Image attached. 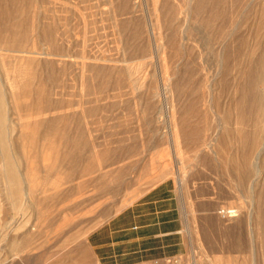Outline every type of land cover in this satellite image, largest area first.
Instances as JSON below:
<instances>
[{
    "label": "rangeland",
    "instance_id": "374dc122",
    "mask_svg": "<svg viewBox=\"0 0 264 264\" xmlns=\"http://www.w3.org/2000/svg\"><path fill=\"white\" fill-rule=\"evenodd\" d=\"M0 115V264H101L89 233L160 182L155 264H264V0H0Z\"/></svg>",
    "mask_w": 264,
    "mask_h": 264
},
{
    "label": "crops",
    "instance_id": "0c3cea01",
    "mask_svg": "<svg viewBox=\"0 0 264 264\" xmlns=\"http://www.w3.org/2000/svg\"><path fill=\"white\" fill-rule=\"evenodd\" d=\"M181 227L171 188L160 182L93 229L89 243L101 264H155L173 257Z\"/></svg>",
    "mask_w": 264,
    "mask_h": 264
},
{
    "label": "bare ground",
    "instance_id": "6f19581e",
    "mask_svg": "<svg viewBox=\"0 0 264 264\" xmlns=\"http://www.w3.org/2000/svg\"><path fill=\"white\" fill-rule=\"evenodd\" d=\"M157 3V2H156ZM16 50V49H15ZM46 53V52H45ZM49 56V55H48ZM59 56V55H58ZM42 58V57H41ZM47 63V62H46ZM68 63V62H67ZM248 64V63H247ZM221 65V64H220ZM41 66V65H40ZM81 68V67H80ZM45 71V70H44ZM256 71V70H255ZM24 89H26L27 90V88L25 87ZM28 91V90H27ZM24 94L25 95H29V93H27L26 91L24 92ZM38 97V96H37ZM69 97V96H68ZM68 99V98H67ZM43 103V102H42ZM56 104V103H55ZM61 105V104H60ZM75 105V104H74ZM257 105V104H256ZM49 106V105H48ZM53 106V105H52ZM55 106V105H54ZM54 106H53V109H54ZM66 107V106H65ZM59 108H60V106H59ZM81 108V107H80ZM55 109H57V108H55ZM47 111V110H46ZM59 110H57V112H58ZM234 111V110H233ZM44 112V111H43ZM48 112V111H47ZM53 112H56V111H53ZM235 112V111H234ZM1 116V115H0ZM3 116V115H2ZM48 119V118H47ZM42 120V119H41ZM3 121H4V119H3ZM2 120H0V128H1V126H2V122H3ZM44 123H45V127H51V126H53V125H55V123H53V119H49V120H45L44 121ZM64 124V123H63ZM23 126H32V127H36V125H37V122H34V123H32V124H26V123H24V124H22ZM66 125V124H65ZM4 126H5V124H4ZM243 126V125H242ZM38 127V126H37ZM2 128H3V126H2ZM26 128V127H25ZM29 128H31V127H29ZM53 128V127H52ZM60 129V131L57 133V135H58V137H59V140H64V139H66V137H67V134L65 133V128H61V127H59ZM3 130V129H2ZM77 130H75V132H76ZM74 133V132H73ZM76 134V133H75ZM73 135V134H72ZM75 136V135H74ZM65 143V142H64ZM240 144V143H239ZM264 144V143H263ZM69 146V145H68ZM46 148H47V154H49L50 152H54V154H55V157L58 159H61V160H64V159H66L67 157H70V156H72V154H73V151L71 150L70 151V148H69V150L68 149H66L65 148V146H64V144L63 145H61L60 146V143L57 145V146H53V144H48V145H46L45 146ZM75 150V149H74ZM259 154V153H258ZM46 156V155H45ZM46 157H48V156H46ZM255 157V156H254ZM45 158V157H44ZM6 159V158H5ZM4 165H6V164H4ZM73 166V165H72ZM258 166V165H257ZM5 167V166H4ZM258 171V170H257ZM20 172V171H19ZM4 173H5V171H4ZM17 173H18V169L16 168V166H13V165H10V166H8V170H7V173H5V182H6V187H7V189H9L10 190V192L12 193V196L13 197H15L16 195H17V193L19 192V190H20V182H19V180H18V175H17ZM22 175V174H21ZM92 176V175H91ZM4 179V178H3ZM26 187V186H25ZM85 202V201H84ZM33 225H34V223H33V221L30 223V230H32L33 229Z\"/></svg>",
    "mask_w": 264,
    "mask_h": 264
}]
</instances>
